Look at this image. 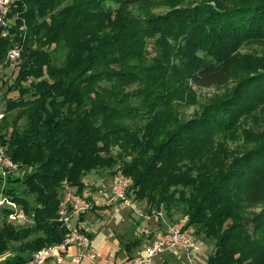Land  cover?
Segmentation results:
<instances>
[{"label": "trees", "instance_id": "16d2710c", "mask_svg": "<svg viewBox=\"0 0 264 264\" xmlns=\"http://www.w3.org/2000/svg\"><path fill=\"white\" fill-rule=\"evenodd\" d=\"M62 1L17 0L0 26V63L20 49L15 68L0 73V146L31 167L2 189L26 217L14 226L6 221L12 210L0 208L3 264H27L61 243L63 185L82 194L83 178L105 170L127 177L130 197L149 211H181L185 228L213 243L207 264H264V56L235 54L264 46V0L140 18L125 14L169 0H71L59 8ZM231 83L227 97L181 120L177 109L194 103L191 88ZM243 120L262 133L248 124L238 134ZM229 141L245 148L227 163L218 158Z\"/></svg>", "mask_w": 264, "mask_h": 264}, {"label": "built area", "instance_id": "2783aa9c", "mask_svg": "<svg viewBox=\"0 0 264 264\" xmlns=\"http://www.w3.org/2000/svg\"><path fill=\"white\" fill-rule=\"evenodd\" d=\"M17 0H0V26L5 27L9 22L8 15L12 4ZM23 28V27H22ZM21 28V29H22ZM20 57V49L14 47L6 54L5 62L15 64ZM31 167H19L14 164L0 146V208L8 207L12 210L9 215L11 221L25 222L23 212L11 203L2 194V189L8 176L29 173ZM130 180L122 173L117 172L113 178L107 207L114 215L128 211L134 219L166 223L163 211H145L130 197ZM93 201L88 192L79 194L75 188L64 184L63 193L58 204L57 222L64 230L61 243L44 247L32 255L27 264H45L51 260L54 264H62L66 259L71 264H80L82 261L94 263L98 253L91 251V239L85 228L79 225V219L92 211ZM186 219L181 218L173 223H166L163 230L157 231L144 252L127 261V264H153V259L163 253H183L190 264L201 262L198 257L201 245L189 229L185 228ZM72 250H76L73 254Z\"/></svg>", "mask_w": 264, "mask_h": 264}, {"label": "rangeland", "instance_id": "374dc122", "mask_svg": "<svg viewBox=\"0 0 264 264\" xmlns=\"http://www.w3.org/2000/svg\"><path fill=\"white\" fill-rule=\"evenodd\" d=\"M208 1H210V2H208ZM205 2L209 3L214 8H216L215 5H217V7L219 6V7L225 8V7H231L234 4H236L237 2H246V0H169L167 2H162L159 4H153L150 6H142V8H140V9L130 8L127 11V14L130 16H128L127 14H125V16L140 18L143 14L144 15H150V16L151 15L164 14V13H167V12L173 10V9H177L180 7H191V6L202 4ZM70 3H72L71 0H63L61 5L59 6V8H62L63 6L70 4ZM107 5H111V7H113V8L116 7V5L114 3L113 4L108 3ZM146 49H148L150 51L149 57L150 58L153 57L154 52L151 50V46L147 47ZM235 54H237L238 56L241 55V57L242 56H248V58L251 57L254 59L262 58L264 56V46H258V45L247 46V45H245V46L241 47L239 50H237V53H235ZM196 55L199 57V59L202 57L201 52H197ZM203 57L209 58L206 55H203ZM0 66H1L0 67V73L4 71V73H7V76H8V74H9L8 71H10L11 69H14L16 64H9L8 62L6 63L5 59H3L2 63H0ZM5 67H7V68H5ZM28 84H29V81L27 83H25V85H28ZM234 84L235 83H231L227 87H224L221 89H197L194 87L191 88L190 89L191 95H194V97H195L194 103H189L188 105L181 106L177 109L178 114H180L181 120L182 121L191 120V119L197 117L196 115L201 111L202 107L204 105H207L210 101H215V100L218 101L220 99H224L225 97H227L230 92H233V90L235 88ZM4 91H5V87L0 88V119H2L4 111H5V104H4V101H2V96H3ZM7 97L12 99V100L17 99L18 93L12 92V93L8 94ZM28 97H30V96H27V98ZM20 123H23V121H21ZM248 124L252 127V129L255 130V131H253L254 134L262 133V127L261 126H255L253 123H251V121L243 120V121H241L240 125L238 126V134H241V132L243 130H245V131L250 130V127L248 126ZM263 139H264V136H263ZM234 142H236V143H234ZM228 145H229V148L227 150L226 155H223L221 153L220 157L218 158L219 160L223 159V160L227 161V163H228L232 153L233 154H240L241 152H243V150L245 148L240 143V141H229ZM251 145L252 144L250 143L247 147H249ZM105 171L108 173L107 170H105ZM18 176L21 177L22 174H19ZM83 180L85 181V183L90 184V187H86L87 189L93 188V191L91 192L93 194V199L96 201V204L99 205V202L102 201V199L106 196V194H108V190H109V186H110V182L112 180V177L108 176L107 174H104V173L103 174H97L95 172H91V173L87 174ZM138 205L142 209H145V211H149L148 208H150V207L147 206V204L144 200L138 202ZM95 209H98V208H95ZM153 210L155 211V208ZM153 210H150V211H153ZM161 211H163L164 219L166 220L167 218L165 217L164 209L162 208ZM255 211H258V210L256 209ZM92 215H93L92 212H89V217ZM181 215H182L181 211L176 212V213H173L172 217H170V218H173V221H174V219L178 220V219L184 218ZM170 220H172V219H170ZM4 221H5V216L0 211V226H1L2 222H4ZM173 221H171V222L173 223ZM130 225H131V223H130ZM111 227H112V225H111ZM189 230L191 231V233L194 234L193 228H190ZM110 231H111V229H108L106 231V233L104 234V236H107L110 233ZM131 233L134 235V230H132ZM104 236L99 241H103V239L105 241L106 238ZM193 236L201 245L200 252L198 253V257L200 258L201 262H198V264H207L208 257L213 252V243L206 238H202V236H196V235H193ZM105 243H107V245H105V244H102V245H105L109 249V247H111L109 244V241H106ZM103 250L104 251L102 253H103V257H104L105 249H103ZM116 250H118V249H116ZM115 251L109 257L110 258V264H113L111 262V260H113V255L115 254ZM122 253H124V251ZM111 256H112V259H111ZM103 257H102V259L104 260ZM162 257L167 260L166 264H190L188 262V260L185 258V256L180 254V253H177V254L173 253V256L163 255ZM114 263L118 264L115 261H114ZM153 264H159L157 258L153 259Z\"/></svg>", "mask_w": 264, "mask_h": 264}, {"label": "crops", "instance_id": "0c3cea01", "mask_svg": "<svg viewBox=\"0 0 264 264\" xmlns=\"http://www.w3.org/2000/svg\"><path fill=\"white\" fill-rule=\"evenodd\" d=\"M95 173L103 174L104 172L100 171ZM104 174L110 176L108 173H104ZM112 181H113V177L110 182L108 194H106V196L102 199V201L99 202L98 205L96 204V201L93 199V194L91 193L93 191V188L87 189L86 187H90V184L85 183V181L83 180V183L86 186L83 192L89 193L93 201L94 207L98 208L90 211L93 214L92 216L89 217V212H88L79 219V225L85 228V230L88 232L90 236L91 251H95L98 253L95 262L92 264H110L109 257L112 253H114L116 249L118 250L115 251V254L113 255V260H111V262L113 264H115L114 261L118 264H127L128 260L137 257L144 252V250L150 245L151 239L157 231L163 230L165 228L166 223H171V221H173V218H169L167 216H165L167 218L165 220L166 223H163V221L159 222L154 219H150L149 221L137 220L134 219V217L131 214H129L128 211H123L120 214L114 215L106 204L107 199L110 195V188L112 185ZM7 221L8 223L14 226H23L26 224V217H25V222L23 223H19L18 221H11L9 219V216ZM129 222L131 223V225ZM108 229H111L110 233L107 236H104V234ZM132 230H134V235L131 233ZM103 236L106 238V240L104 241L103 239V241H99ZM135 240L139 241L138 244L133 247L130 246V243L134 242ZM106 241H109V244L111 246L109 247V249L105 246L107 245V243H105ZM103 249H105L104 257L102 253L104 251ZM123 251L124 253H122ZM72 253L75 254L76 250H72ZM180 254L184 255L183 253ZM163 255L173 256V253L166 252L156 256L155 258H157L159 264L167 263V260L162 257ZM6 257L7 254L0 256V264H3ZM102 257L104 258V260L102 259ZM45 264H54V262L49 260ZM62 264H71V263L68 259H66ZM80 264H91V263L82 261Z\"/></svg>", "mask_w": 264, "mask_h": 264}]
</instances>
